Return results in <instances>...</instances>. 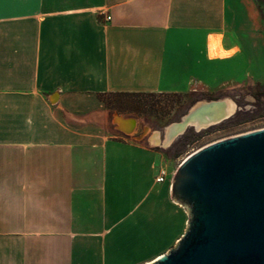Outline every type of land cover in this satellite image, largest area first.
Instances as JSON below:
<instances>
[{"label":"crops","instance_id":"0c3cea01","mask_svg":"<svg viewBox=\"0 0 264 264\" xmlns=\"http://www.w3.org/2000/svg\"><path fill=\"white\" fill-rule=\"evenodd\" d=\"M218 68L264 77V0H0V264L173 248L188 213L105 97L215 87Z\"/></svg>","mask_w":264,"mask_h":264},{"label":"water","instance_id":"95a60500","mask_svg":"<svg viewBox=\"0 0 264 264\" xmlns=\"http://www.w3.org/2000/svg\"><path fill=\"white\" fill-rule=\"evenodd\" d=\"M219 106L202 102L195 113ZM170 195L186 209L187 228L149 264H264V129L190 155L177 169Z\"/></svg>","mask_w":264,"mask_h":264},{"label":"rangeland","instance_id":"374dc122","mask_svg":"<svg viewBox=\"0 0 264 264\" xmlns=\"http://www.w3.org/2000/svg\"><path fill=\"white\" fill-rule=\"evenodd\" d=\"M218 84L208 87L197 85L194 91L151 96L109 95L105 102L112 116L134 118L138 127L127 136L142 139L157 147L160 153V170L166 172L171 187L173 177L182 162L193 153L222 139L264 129V77L258 70L249 68L242 78L234 69L218 68ZM227 80V82L219 83ZM239 80L243 82L240 83ZM230 101L235 110L218 125L204 130L188 127L185 132L165 145L168 129L181 123L202 102ZM153 134V135H152ZM159 134L160 144L152 137ZM165 145V146H164ZM159 170V171H160Z\"/></svg>","mask_w":264,"mask_h":264},{"label":"bare ground","instance_id":"6f19581e","mask_svg":"<svg viewBox=\"0 0 264 264\" xmlns=\"http://www.w3.org/2000/svg\"><path fill=\"white\" fill-rule=\"evenodd\" d=\"M218 103L221 105L219 106V109L208 110L207 113L203 112L197 114L195 113V109L197 107L194 108L191 111H194V113L189 116H186L181 123L175 124L168 129L164 144L168 145L169 143H171L176 137L185 132V128L196 127L198 130H204L210 126L218 125L224 120H226L225 118L229 117L230 113L235 110L234 104L230 101H218ZM207 114H210L211 117H208ZM114 122L117 127L120 128V130L128 136L134 133L138 127V121L134 118H125L123 116H117ZM151 140H153L156 145L161 143L159 134H155Z\"/></svg>","mask_w":264,"mask_h":264},{"label":"built area","instance_id":"2783aa9c","mask_svg":"<svg viewBox=\"0 0 264 264\" xmlns=\"http://www.w3.org/2000/svg\"><path fill=\"white\" fill-rule=\"evenodd\" d=\"M111 18L108 17L107 20H110ZM166 172L164 170H160L158 177L156 178V182L161 184L166 182Z\"/></svg>","mask_w":264,"mask_h":264},{"label":"trees","instance_id":"16d2710c","mask_svg":"<svg viewBox=\"0 0 264 264\" xmlns=\"http://www.w3.org/2000/svg\"><path fill=\"white\" fill-rule=\"evenodd\" d=\"M114 95H121V96H157L162 94H156V93H134V94H114Z\"/></svg>","mask_w":264,"mask_h":264}]
</instances>
